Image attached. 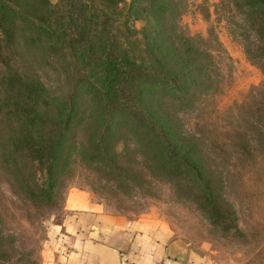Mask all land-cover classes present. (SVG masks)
Segmentation results:
<instances>
[{
	"label": "trees",
	"instance_id": "1",
	"mask_svg": "<svg viewBox=\"0 0 264 264\" xmlns=\"http://www.w3.org/2000/svg\"><path fill=\"white\" fill-rule=\"evenodd\" d=\"M179 1L0 0L3 183L28 190L42 209L49 206L70 161L71 133L80 130L78 143L111 174L125 171L124 178H131L118 158L138 152L148 170H141L143 175L177 180L219 225L236 220L234 211L223 208L228 202L209 175L202 136L184 133L176 116L216 88L217 74L211 51L201 46L205 39L178 31ZM233 5L244 29V51L264 72V0H233ZM24 50L56 58L70 86L55 91L14 68L9 54ZM258 92L263 96L264 87ZM252 111L246 124L260 140L264 102L246 112Z\"/></svg>",
	"mask_w": 264,
	"mask_h": 264
},
{
	"label": "rangeland",
	"instance_id": "2",
	"mask_svg": "<svg viewBox=\"0 0 264 264\" xmlns=\"http://www.w3.org/2000/svg\"><path fill=\"white\" fill-rule=\"evenodd\" d=\"M179 3L178 31L205 39L201 46L211 51V67L217 74L216 88L201 93L192 108L178 110L176 116L184 133L202 136L209 175L228 202L223 208L234 211L236 220L232 217L219 225L212 212L202 210L198 198L175 185L177 180L170 183L157 178L165 174L143 175L140 171L148 170L131 144L127 149L132 152L121 153L117 162L130 169L131 178H124L125 171L111 174L78 143L82 132L76 130L68 144L70 161L49 206L42 209L28 190L10 181L3 183L0 177V264H41L47 227L64 216V199L70 188L84 189L111 213L164 219L174 238L206 261L264 264V135L260 140L254 138L256 129L246 124L254 115L246 111L264 102V94L258 97L264 72L244 51V29L233 0ZM9 57L14 68L37 76L55 91L70 86L57 59L43 51H18ZM240 103L246 106L238 109ZM73 141L77 142L74 146ZM121 147L118 143L116 150ZM138 177H146L147 182Z\"/></svg>",
	"mask_w": 264,
	"mask_h": 264
},
{
	"label": "crops",
	"instance_id": "3",
	"mask_svg": "<svg viewBox=\"0 0 264 264\" xmlns=\"http://www.w3.org/2000/svg\"><path fill=\"white\" fill-rule=\"evenodd\" d=\"M64 216L50 222L41 264H204L174 238L162 218L111 213L87 191L70 188ZM186 249L183 259L175 255Z\"/></svg>",
	"mask_w": 264,
	"mask_h": 264
},
{
	"label": "water",
	"instance_id": "4",
	"mask_svg": "<svg viewBox=\"0 0 264 264\" xmlns=\"http://www.w3.org/2000/svg\"><path fill=\"white\" fill-rule=\"evenodd\" d=\"M186 249L182 250V253L175 255L178 259H183L185 255Z\"/></svg>",
	"mask_w": 264,
	"mask_h": 264
},
{
	"label": "built area",
	"instance_id": "5",
	"mask_svg": "<svg viewBox=\"0 0 264 264\" xmlns=\"http://www.w3.org/2000/svg\"><path fill=\"white\" fill-rule=\"evenodd\" d=\"M204 264H215V263H213L212 261H205V263Z\"/></svg>",
	"mask_w": 264,
	"mask_h": 264
}]
</instances>
